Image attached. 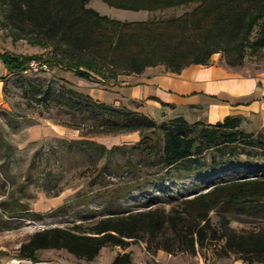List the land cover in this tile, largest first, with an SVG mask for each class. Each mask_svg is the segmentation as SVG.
<instances>
[{
	"label": "trees",
	"instance_id": "obj_1",
	"mask_svg": "<svg viewBox=\"0 0 264 264\" xmlns=\"http://www.w3.org/2000/svg\"><path fill=\"white\" fill-rule=\"evenodd\" d=\"M90 1L0 0L1 25L16 38L51 51L46 59L0 52L7 75L25 73L29 61L43 58L49 66L71 71L80 79L110 82L155 66L179 74L190 65H208L214 54H221L228 67H240L247 57L264 50V0H102L114 7L148 12L193 5L179 16L142 22L102 16L88 7ZM29 92L42 111L70 116L71 121L58 122L61 126L78 129L79 123L91 121L94 130L140 134L137 148L145 152V158L138 164L149 178L141 184L130 164L131 179L121 189L102 193L110 200L156 183L228 169L245 171L243 179L210 185L208 191L184 198L168 211L163 207L128 210L110 213L87 228L76 224L34 232L20 245L19 259L37 263L39 252L55 250L88 263L104 247L125 249L142 240L148 252L193 256L207 241H215L221 242L218 258L234 255L245 264H264V226L239 233L225 216H220L218 228L211 226L209 217L210 212L226 208L264 218V131L244 132L240 119L234 117L215 124L189 123L182 116L156 122L65 84L55 88L31 83ZM63 143L76 145L97 160L122 151L120 146L107 149L91 140ZM99 176L95 183H109ZM111 264H133L131 254H118Z\"/></svg>",
	"mask_w": 264,
	"mask_h": 264
},
{
	"label": "rangeland",
	"instance_id": "obj_2",
	"mask_svg": "<svg viewBox=\"0 0 264 264\" xmlns=\"http://www.w3.org/2000/svg\"><path fill=\"white\" fill-rule=\"evenodd\" d=\"M88 7L110 19L142 22L179 16L192 9L193 5L148 12L91 0ZM1 22L0 15V52L41 55L45 59L51 56L49 48H40L31 40L16 38ZM43 58L35 60L44 62ZM246 61L263 62L264 50L247 57ZM55 69L49 66L46 73L26 71L9 75L3 82V103L0 106V264H20L18 249L34 232L50 227L71 228L76 224L87 228L110 213L121 214L128 210L163 207L168 211L182 199L208 191L210 185L244 178L241 172L245 169H228L209 176L147 185L144 190L134 191L118 200L102 196L103 192L121 189L131 179V174L127 173L130 164L137 169L136 177L140 178L141 184L148 180L145 168L138 164L145 158V152L137 148L141 136L138 133L111 134L94 130L91 121L79 123L78 129L59 125L58 122L71 121L70 116L55 110L42 111L29 92L31 83L55 88L63 84L57 80ZM31 127H36L34 130L48 127L51 133L47 136L37 134L36 140H30L27 130ZM73 140H91L107 149L120 146L122 151L97 160L78 146L63 143ZM240 159L245 160L243 156ZM149 171L151 173L152 169ZM100 173L109 181L108 184L94 182L100 178ZM59 207L63 210L57 211ZM221 215L239 233L264 226V218L260 216L221 208L209 214L212 227H219ZM131 244L146 247L143 240ZM220 245L221 242L207 241L198 250L199 256L209 264H232L238 260L234 255L218 258L216 254ZM105 250L101 256L108 252ZM172 254L180 253L175 251ZM38 256L40 260L70 259L66 252L55 250L41 251Z\"/></svg>",
	"mask_w": 264,
	"mask_h": 264
},
{
	"label": "crops",
	"instance_id": "obj_3",
	"mask_svg": "<svg viewBox=\"0 0 264 264\" xmlns=\"http://www.w3.org/2000/svg\"><path fill=\"white\" fill-rule=\"evenodd\" d=\"M57 80L94 100L142 113L156 122L182 116L187 122L215 124L226 117L238 118L247 133L264 131V61H244L240 67H228L220 54H214L208 65H190L179 74L163 66L146 68L141 74L119 75L115 81H87L71 71L56 68ZM7 70L0 61V106ZM86 83V84H85ZM27 130L30 140L37 134L50 135L48 127ZM108 252L102 255L103 250ZM129 252L133 264H209L196 255H178L162 250L144 251L132 245L125 249L104 247L92 262L77 260H40L20 264H111L118 254ZM148 252V253H146ZM213 264V263H212ZM231 264V263H228ZM232 264H245L236 260Z\"/></svg>",
	"mask_w": 264,
	"mask_h": 264
},
{
	"label": "built area",
	"instance_id": "obj_4",
	"mask_svg": "<svg viewBox=\"0 0 264 264\" xmlns=\"http://www.w3.org/2000/svg\"><path fill=\"white\" fill-rule=\"evenodd\" d=\"M27 71L31 73H46L49 71V65L43 61L40 60H31L28 63ZM144 251L146 249L143 247ZM148 253V252H146Z\"/></svg>",
	"mask_w": 264,
	"mask_h": 264
}]
</instances>
